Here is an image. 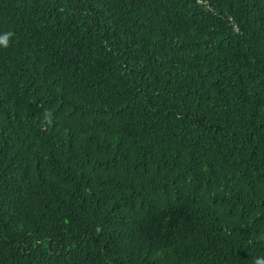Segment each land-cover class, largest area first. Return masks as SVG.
<instances>
[{
    "label": "trees",
    "instance_id": "trees-1",
    "mask_svg": "<svg viewBox=\"0 0 264 264\" xmlns=\"http://www.w3.org/2000/svg\"><path fill=\"white\" fill-rule=\"evenodd\" d=\"M0 264L264 257V0H0Z\"/></svg>",
    "mask_w": 264,
    "mask_h": 264
},
{
    "label": "clouds",
    "instance_id": "clouds-1",
    "mask_svg": "<svg viewBox=\"0 0 264 264\" xmlns=\"http://www.w3.org/2000/svg\"><path fill=\"white\" fill-rule=\"evenodd\" d=\"M12 36L13 33L10 31L0 33V47H8ZM254 264H264V257L256 258Z\"/></svg>",
    "mask_w": 264,
    "mask_h": 264
}]
</instances>
